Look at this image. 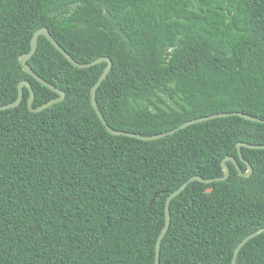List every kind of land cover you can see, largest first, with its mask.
Listing matches in <instances>:
<instances>
[{
  "label": "trees",
  "instance_id": "trees-1",
  "mask_svg": "<svg viewBox=\"0 0 264 264\" xmlns=\"http://www.w3.org/2000/svg\"><path fill=\"white\" fill-rule=\"evenodd\" d=\"M40 28L79 64L112 61L95 99L113 130L264 121V0H0V106L21 81L32 108L57 98L19 64ZM27 66L64 100L32 113L24 88L0 111V264H154L168 195L222 177L227 156L245 172L236 144L264 145V124L236 116L154 141L113 136L90 100L106 63L75 68L40 36ZM240 152L249 177L227 162L225 181L191 182L170 202L159 264H231L264 228V150ZM236 264H264V232Z\"/></svg>",
  "mask_w": 264,
  "mask_h": 264
},
{
  "label": "water",
  "instance_id": "water-1",
  "mask_svg": "<svg viewBox=\"0 0 264 264\" xmlns=\"http://www.w3.org/2000/svg\"><path fill=\"white\" fill-rule=\"evenodd\" d=\"M40 36L45 37V39H47V41L58 51L60 52V54H62V56L75 68L78 69H87L90 68L92 66L98 65V64H102V63H106V66L104 67L102 73L100 74L99 78L97 79L96 83L92 86L91 91H90V100H91V105L92 108L94 109L97 117L99 118V120L101 121L102 125L106 128V130L108 131L109 134L113 135V136H124V137H130V138H135L141 141H154V140H158L161 138H164L168 135H172L174 133H176L179 130H182L184 128H187L188 126H191L193 124H198V123H202V122H206L209 120H213V119H218V118H227V117H239L242 118L244 120L250 121V122H258V123H262L264 124L263 120H260L258 118H253L250 117L249 115L240 113V112H230V113H216V114H212L209 116H204V117H200L197 119H193L190 121H187L181 125H179L178 127H176L175 129H172L170 131L164 132V133H160V134H156V135H152V136H142L139 134H134V133H129V132H125V131H118V130H113L112 128H110L107 124L106 121L104 120L98 106L96 103V92L98 87L103 83V81L106 80L107 75L109 74L111 67H112V61L108 58V57H100L98 59H95L94 61L90 62V63H84V64H79L78 62H76L75 60H73L70 55H68L55 41L54 39L51 37V35L49 34L48 30L46 28H40L38 30L35 31V33L33 34V36L31 37L30 40V50L28 53L20 56L19 58V64L21 65L23 71L25 73H27L28 75H30L31 77H33L38 83H40L41 85H43L44 87L50 89L51 91L55 92L57 94V98L37 107V108H32V104L34 101V92L32 89L31 84L28 81H21L18 84V94H17V98L14 102L9 103L7 105H3L0 106V111H4V110H8V109H13L16 108L20 105L21 101H22V96H23V89L26 88L29 92V97L27 99V108L30 112L32 113H39L45 109H47L48 107L60 103L64 100V93L57 89L56 87H54L51 84H48L46 81H44L43 79H41L39 76H37L28 66H27V61L35 54L36 49H37V43H38V38ZM241 148H246V149H250V150H264V145H256V144H249L246 142H238L236 144V149H237V153H238V157L240 159V161L242 163L245 164V166L247 167L245 172H242L240 167L237 165L236 160L231 157V156H227L225 158L222 159L221 161V167L223 170V176L220 178H214V179H203L202 177L199 176H193L191 178H189L185 183H183L177 190H175L173 193L169 194L168 197L165 200V204H164V225L157 237L156 243H155V262L154 264H159V255H160V245H161V241L164 238L169 225H170V208H169V204L170 202L177 197L191 182H200L203 184H210L213 182H221V181H225L230 173L229 167L226 165L227 162H231L233 163V165L235 166L237 173L240 177H244L247 178L249 177L252 172H253V168L252 166L245 161L242 158L240 149ZM211 188H208L205 190V193H210L211 192ZM153 203V200L150 202L149 208L151 207ZM264 232V228L258 229L257 231L247 235L234 249L233 252V257L231 260V264H236V258L237 255L239 253V251L241 250V248L251 239H253L254 237L260 235L261 233Z\"/></svg>",
  "mask_w": 264,
  "mask_h": 264
}]
</instances>
